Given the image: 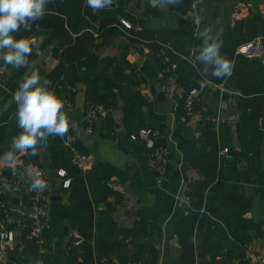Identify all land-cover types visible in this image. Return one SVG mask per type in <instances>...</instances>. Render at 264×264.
<instances>
[{
    "label": "trees",
    "instance_id": "16d2710c",
    "mask_svg": "<svg viewBox=\"0 0 264 264\" xmlns=\"http://www.w3.org/2000/svg\"><path fill=\"white\" fill-rule=\"evenodd\" d=\"M198 1L182 0L181 4L169 9L186 15ZM148 12L156 14L157 10L151 9ZM37 23L39 31H50L41 50L51 42H57L53 54L59 59V63L46 75V80L53 84V87H49L64 100L68 99L67 89H77L79 84L86 85V107L103 105L111 110L118 107V100H122L124 125L130 138L132 134H138L148 126L143 108L128 80L127 71L131 69V63L126 58L128 52H123L120 57H108L103 61L99 58L98 51L109 46L115 37L123 36L131 43L152 48L155 60L161 65L163 56L167 53L172 62H178L180 83L184 92L198 86L201 81L223 83L233 77L236 79V92L239 96H264V60L237 54L239 46L258 36L264 41V15L258 12L239 21L236 27L222 38L220 52L233 64L231 76L224 78L211 75L205 78L201 74L203 66L195 61V56L198 55L202 39L193 37L188 31L171 28L160 31L128 28L115 15H103L93 11L87 6L86 0H54L47 5L43 20ZM39 31L34 25L31 32L21 31L17 37L31 36ZM34 56L29 57L30 62L34 60ZM214 92L220 97L219 91ZM234 92L228 90L222 97L231 102ZM230 111L232 105H229L227 114ZM15 113L16 111L12 112L0 123V155L10 149L13 138L20 132ZM230 115L231 113L228 114ZM228 116L219 130L214 127V121L199 130L201 134L198 143L201 149L192 155L191 167L201 178L189 183L186 191L187 203L177 214L174 225L183 264H194L196 257L199 258L200 264H205L209 257L211 264H233L235 259L244 260L243 243L253 242L251 232H261V226L247 217L251 210V201L244 194L242 187L244 164L254 183L259 186L264 184L260 150L264 141V130L261 128L260 115L246 111L238 121L236 127L241 147L240 155L233 146V129ZM102 121L105 131L112 132L114 126L111 114L102 118ZM68 135L72 137L70 142L62 141L59 137H50L45 147L50 154L52 167L65 169L66 179L70 180L66 191L69 193L67 217L79 236L71 241L65 264H96L97 253L111 262L112 255H116L122 264L139 260L156 264L158 254L150 241L155 232L152 223L141 219L129 229H120L113 217L116 208L111 204H107L106 209L95 216V198H92L90 191L99 192L102 194V200L106 201L109 195L117 193L108 182L119 171L112 165L99 161L93 163L90 171H85L74 161L72 148H76L86 157L88 151L72 134L70 128ZM158 142L166 145L162 139ZM224 147L229 148L228 157L221 154ZM43 149L39 148L38 156L24 154L23 164L45 167L41 162ZM132 150L135 155H144L147 161L149 160L150 150L140 141L133 140ZM16 169L20 170V167L17 166ZM12 174L10 167L0 170V177L7 178ZM7 198L6 193L0 194V200L5 203ZM5 207L8 209L7 203ZM6 216L4 207H0V218L5 220ZM20 231L27 255L23 261L29 263L37 257L38 246L34 241L26 239L27 229L20 228ZM45 231L43 237L46 239ZM129 240L134 243V255L128 250ZM77 241L80 242L76 244ZM224 249L226 250L223 252Z\"/></svg>",
    "mask_w": 264,
    "mask_h": 264
},
{
    "label": "crops",
    "instance_id": "0c3cea01",
    "mask_svg": "<svg viewBox=\"0 0 264 264\" xmlns=\"http://www.w3.org/2000/svg\"><path fill=\"white\" fill-rule=\"evenodd\" d=\"M156 9L157 13H149ZM103 15H115L126 22L130 27L150 30H164L166 28L188 31L193 37L200 39V33L206 28L212 29V35L222 38L229 30L234 29L237 23L248 18L252 13L264 15V0H199L193 5L192 10L183 15L175 10L164 11L153 5L152 0H113L110 7L95 10ZM49 30H40L33 37L49 35ZM18 38V37H17ZM57 42H51L42 55L34 56L31 63L35 64L39 72L41 82L46 75L53 71L59 63V59L53 54ZM41 47H43L41 45ZM123 52H128L127 60L131 63L128 69V80L140 106L143 108L145 121L148 128L155 130L159 140L165 141L170 148L168 175L162 183H157L154 171L148 166L144 155H135L132 150L133 140L129 137L124 125L123 101L118 100V107L109 109L114 129L105 131L102 119L95 124L94 131H89L84 118L81 122L70 126L72 134L86 147L88 154L82 168L90 171L96 161L108 163L115 167L119 173L113 176L108 184L117 192L102 200V194L91 190L92 198H95V216L101 210L106 209L107 204L115 206L113 217L120 229H129L137 221L145 220L155 227L153 237L150 239L158 254L156 264H183L181 262V247L174 231L175 218L185 203L186 191L192 181L201 176L191 167L192 155L199 152L196 132L209 122L214 121L216 128V115L219 105V97L213 90L207 91L196 104V111L188 122H183L180 116L183 114L180 98H169L162 91L160 72L163 65L154 58V50L142 44L131 43L125 37H115L109 46L98 51L101 61L108 57H120ZM143 57L139 63L138 58ZM5 78L0 86V123L5 117L17 110L14 93L18 90L20 82L32 71L30 67L13 68L5 65ZM227 90H232L234 96L229 105H232L229 123L233 129V146L237 154H241L237 123L244 113L260 115V124L264 119V96L245 98L236 92L235 78L224 82ZM52 85L53 84H49ZM48 85V86H49ZM87 86L79 84L77 89L66 90L68 99L64 98V111L69 118L74 113H83L85 117ZM240 97V98H238ZM234 107V108H233ZM228 113V114H229ZM108 114V115H109ZM215 115V116H213ZM236 119V120H235ZM224 124V123H223ZM222 124V125H223ZM221 126V125H220ZM220 128V127H219ZM219 128L217 130H219ZM261 128L264 130V127ZM161 138V139H160ZM41 162L45 165L49 179V187L46 200V218L48 227L45 231L48 247L49 264H65L70 243L77 238L79 233L73 227L67 217L69 205V193L64 186L66 177H61L59 169L47 167L50 161L49 152L43 147ZM261 162L264 173V141L261 145ZM23 155L19 154L15 163V171L19 179L17 186L9 185L6 177H0V187L7 195V216L4 226L7 230L14 231V241L10 243L1 241L10 248L9 259L4 264H19L26 257V247L22 232L20 231L24 213L29 207V192L27 172L34 171L35 165L23 164ZM189 164L186 181L181 171V164ZM20 167L17 170L16 167ZM7 166H0V170ZM243 165V192L251 201V210L247 217L261 226V232H251L252 241L264 251V184L259 186L254 183ZM245 169V170H244ZM14 171V172H15ZM61 199L54 196L55 190H60ZM120 196V197H118ZM1 232V222H0ZM9 243V244H7ZM144 243V242H142ZM95 244V243H94ZM128 250L134 255V243L128 241ZM226 249L223 250V252ZM96 254V264H122L118 256L112 255V262ZM220 256L217 257L219 259ZM209 257L205 264H211ZM233 264H246L245 260L235 259Z\"/></svg>",
    "mask_w": 264,
    "mask_h": 264
},
{
    "label": "clouds",
    "instance_id": "9594fccd",
    "mask_svg": "<svg viewBox=\"0 0 264 264\" xmlns=\"http://www.w3.org/2000/svg\"><path fill=\"white\" fill-rule=\"evenodd\" d=\"M54 0H0V61L13 68L30 67L32 71L20 82L14 93L17 110L15 119L20 129L8 151L0 155V166L10 167L15 171L17 154L38 156L40 147H47L49 138L59 137L70 142L69 120L64 111V101L43 80L29 57L42 55L41 45L45 37L19 36L31 32L33 26L39 31L38 21L47 13V5ZM154 6L167 11L171 6H178L182 0H152ZM93 11L110 7L113 0H86ZM202 44L195 61L202 65V75L216 78L231 76L233 64L220 52L223 45L219 35L213 36L212 29L206 28L200 33ZM30 190L43 192L47 182L39 171L27 172Z\"/></svg>",
    "mask_w": 264,
    "mask_h": 264
},
{
    "label": "built area",
    "instance_id": "2783aa9c",
    "mask_svg": "<svg viewBox=\"0 0 264 264\" xmlns=\"http://www.w3.org/2000/svg\"><path fill=\"white\" fill-rule=\"evenodd\" d=\"M128 28H131L128 23L123 22ZM165 52V51H164ZM166 53V52H165ZM164 54V53H163ZM237 54L244 55L249 58H257L264 60V41L261 36L253 39L250 42L244 43L237 49ZM159 56H161L159 54ZM163 69L159 76L162 80V91L169 98H175L178 96L181 101V107L183 114L180 116L181 121L188 122L190 117L195 113V106L202 96L209 90L219 91V105L216 114V128L218 129L221 124L227 120V111L229 109V101L224 99L222 95L227 92V88L223 83H217L213 81H201L198 86L191 88L189 91L184 92L180 83V73L178 71L179 65L176 61H171L169 55L163 56L162 62ZM5 78V67L0 61V86L3 84ZM109 109L103 105H90L86 108L84 121L89 131H93L95 124L98 120L107 117ZM229 120V116H228ZM201 132L197 131L196 136L199 138ZM158 133L151 128H143L138 134H132L131 139L140 141L145 144V147L150 150V158L148 160V166L154 171L157 183H162L168 175V164L170 158V148L167 145L160 144L158 142ZM74 161L80 165L84 163L86 156H84L76 148H72ZM229 148L224 147L221 149V154L228 157ZM34 171L42 173L43 178L47 182V189L43 192H36L30 190L29 192V207L24 213L21 229H27L26 239L32 240L38 246V255L33 258L29 263L21 262L19 264H49L48 260V247L47 241L43 237L44 231L48 227L46 218V200L49 187V179L47 170L45 167L35 166ZM61 177H66L67 172L65 169H59L58 171ZM6 182L9 185L17 186L19 183L16 171H13L12 176L6 178ZM70 180L64 181V186L69 187ZM4 193V190L0 187V194ZM5 201L0 200V207H4L5 212H8ZM1 232L0 240L11 242L14 241V231L7 230L4 226V219L0 218ZM80 241H77L78 244ZM7 243V244H9ZM244 250V260L246 264H264V251L259 245L253 242H245L242 245ZM10 256V248L6 244H0V264H4ZM105 257L103 260L106 261ZM128 264H152L145 260H139L135 262H129ZM194 264H200L199 258L196 257Z\"/></svg>",
    "mask_w": 264,
    "mask_h": 264
},
{
    "label": "water",
    "instance_id": "95a60500",
    "mask_svg": "<svg viewBox=\"0 0 264 264\" xmlns=\"http://www.w3.org/2000/svg\"><path fill=\"white\" fill-rule=\"evenodd\" d=\"M142 60H143V57H139V58H138V62H139V63H140ZM178 98H179L178 96H175V99H178ZM83 118H84L83 113H78V112H77V113H74V114L70 115L69 118H68V120H69V125H70V126L75 125V124L81 122V121L83 120ZM235 120H236V119H235ZM261 124H262V127H264V119H262ZM51 166H52L51 163H49V164L47 165V167H51ZM188 169H189V164H187V163H182V164H181V171H182V174H183L184 179H185L186 181L188 180V178H187V174H186V172H187ZM59 194L62 195L61 189H60V190H55V192H54V196H57V198L61 199V197H59Z\"/></svg>",
    "mask_w": 264,
    "mask_h": 264
}]
</instances>
